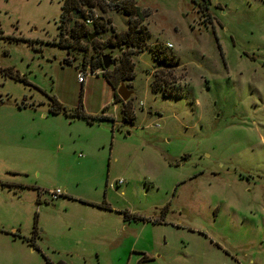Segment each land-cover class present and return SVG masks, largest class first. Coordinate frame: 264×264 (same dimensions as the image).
Returning a JSON list of instances; mask_svg holds the SVG:
<instances>
[{"label": "rangeland", "instance_id": "rangeland-1", "mask_svg": "<svg viewBox=\"0 0 264 264\" xmlns=\"http://www.w3.org/2000/svg\"><path fill=\"white\" fill-rule=\"evenodd\" d=\"M63 2L0 0V264H264V0H136L124 108L128 17L68 50Z\"/></svg>", "mask_w": 264, "mask_h": 264}, {"label": "trees", "instance_id": "trees-1", "mask_svg": "<svg viewBox=\"0 0 264 264\" xmlns=\"http://www.w3.org/2000/svg\"><path fill=\"white\" fill-rule=\"evenodd\" d=\"M95 7H97L101 13L107 11V8H115L121 10L128 17V29L123 33L115 34L114 40L116 43L126 44L131 49L128 54L123 52L119 64L115 67V71L118 73L119 77H123V79L130 80L133 77V63L130 61L131 55L138 54L144 51L145 49H149V45L147 43L149 33L143 26H141L144 19L149 15V12L145 9L141 10L136 4V0H64L61 12V22L59 24V39L55 44L70 50L73 48L81 47V38L93 40L90 39V36L94 33H91L89 31V28L91 26L96 27L97 24L102 22L101 14L94 10ZM72 13L80 14L82 20L81 22H78V20L76 19L73 20V24H71L69 27L68 35L65 36L64 28L70 20ZM89 13L92 16L94 13L98 14V17L94 19V22L92 24H88L86 22L88 16L90 15ZM152 52L155 59H157L159 62H163L166 66L169 67L173 65L170 60L163 58V55L160 50L153 49ZM90 66L93 70L103 68L102 57L101 60L99 58L97 60H91ZM107 71L108 70H103L105 75H107ZM107 78L112 83V85H114L113 77H109L107 75ZM115 99L123 103V108L128 107V103L130 102V100L128 102H123L117 95L116 91ZM54 106L55 107L52 108V111L54 113H59L62 111L65 115L71 118H85L88 121H92L93 119L98 118L97 116L94 118L90 117L84 111L79 109L69 111L64 108L59 102H56ZM123 112V118L126 121H129L127 120L129 110H123Z\"/></svg>", "mask_w": 264, "mask_h": 264}, {"label": "water", "instance_id": "water-1", "mask_svg": "<svg viewBox=\"0 0 264 264\" xmlns=\"http://www.w3.org/2000/svg\"><path fill=\"white\" fill-rule=\"evenodd\" d=\"M95 34H91L90 39H93ZM103 68L107 70L112 65V58L108 54L102 56ZM116 93L123 102H128L134 95V90L123 79L116 88Z\"/></svg>", "mask_w": 264, "mask_h": 264}, {"label": "built area", "instance_id": "built-area-1", "mask_svg": "<svg viewBox=\"0 0 264 264\" xmlns=\"http://www.w3.org/2000/svg\"><path fill=\"white\" fill-rule=\"evenodd\" d=\"M97 17H98V14L97 13H94L93 16L90 14L88 16L86 22L88 24H92L94 22V19L97 18ZM168 46L170 47L171 45L168 44ZM92 73H97V71H92ZM86 77H87V71L86 70H79V72H78V80L83 83ZM120 182H122V180H120ZM48 192L50 194L51 200H55L60 195L63 194V192L60 189H58V188L57 189H54V190H49Z\"/></svg>", "mask_w": 264, "mask_h": 264}, {"label": "flooded vegetation", "instance_id": "flooded-vegetation-1", "mask_svg": "<svg viewBox=\"0 0 264 264\" xmlns=\"http://www.w3.org/2000/svg\"><path fill=\"white\" fill-rule=\"evenodd\" d=\"M24 187V186H23Z\"/></svg>", "mask_w": 264, "mask_h": 264}]
</instances>
